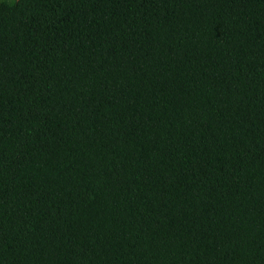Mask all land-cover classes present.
<instances>
[{"label": "trees", "instance_id": "trees-1", "mask_svg": "<svg viewBox=\"0 0 264 264\" xmlns=\"http://www.w3.org/2000/svg\"><path fill=\"white\" fill-rule=\"evenodd\" d=\"M0 264H264V0H0Z\"/></svg>", "mask_w": 264, "mask_h": 264}]
</instances>
